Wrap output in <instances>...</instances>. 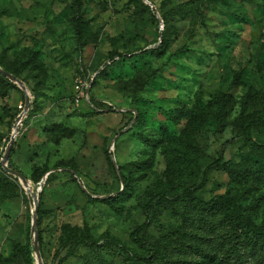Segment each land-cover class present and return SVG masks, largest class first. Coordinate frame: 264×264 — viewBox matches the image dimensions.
Listing matches in <instances>:
<instances>
[{"label":"rangeland","instance_id":"1","mask_svg":"<svg viewBox=\"0 0 264 264\" xmlns=\"http://www.w3.org/2000/svg\"><path fill=\"white\" fill-rule=\"evenodd\" d=\"M129 1L82 0L91 43L81 50L72 23L73 0H0V68L18 72L19 78L13 76L26 87L24 91L7 77L8 82L0 83V170L10 180L0 189V264H38L34 194L41 195L37 231L44 264L52 263L65 226L94 244L77 246L65 264H162L158 257L148 258L147 250L132 238L146 222L143 203L154 177H132L133 197L123 203L122 215L99 201L123 189L120 168L146 148L139 137H159L163 125L178 136L186 120L175 124L170 113L182 107L204 108L220 93L231 96L235 106L228 125L220 130L215 118L198 138L202 173L235 138L237 118L262 110L257 100L243 110L241 101L249 90L264 95V0H143L155 7L151 10L156 17L137 6V0ZM189 2L193 5L180 14L179 7ZM160 11L172 26L169 52L161 58L146 56L162 42L165 25ZM31 49L45 67L40 76L28 73L19 62L20 55ZM118 53L129 60L110 64ZM163 65L167 68L143 92L140 76ZM92 99L103 106L94 108ZM17 126L14 155L5 163ZM60 127L73 134L56 143ZM253 138L264 143L259 129ZM248 156L264 160V155L246 147L243 138L225 148L228 161L239 163ZM157 158V170L164 173L166 164L159 152ZM5 166L25 175L26 183ZM71 168L77 173L72 175L67 170ZM44 169L51 176L41 187L42 181L36 183L33 175ZM201 180V174L185 179L193 185ZM225 193L249 207L264 198V187L246 198L227 174L212 172L197 196L209 201ZM183 206L172 201L144 234L148 241L163 244L171 264L179 255V244H171L167 236L176 241L179 233L174 232L184 222ZM255 221L264 224V199ZM28 247L32 263L25 255Z\"/></svg>","mask_w":264,"mask_h":264},{"label":"trees","instance_id":"2","mask_svg":"<svg viewBox=\"0 0 264 264\" xmlns=\"http://www.w3.org/2000/svg\"><path fill=\"white\" fill-rule=\"evenodd\" d=\"M134 0H130L132 4ZM128 3V4H129ZM193 2L185 3L179 8L180 14L186 12V8L192 6ZM137 6L143 11H149L153 17L156 15L149 5L143 0H137ZM82 0H73V18L72 23L75 30V38L79 48L82 50L91 43L86 31V20L82 14ZM161 18L164 21L165 30L162 33V42L153 49L146 51V56H155L161 58L169 52V34L172 29L168 18L160 11ZM129 57L123 54H114L110 59V64H117L118 61H128ZM23 69L30 74L45 73V67L38 61L35 49L24 52L19 58ZM109 65H106V67ZM161 69L148 71L141 75L142 91L145 92L149 84L154 81L161 73ZM6 72L20 77V74L11 68H3ZM239 79V75L237 76ZM8 79L0 75V83H6ZM242 85L238 83L235 86ZM255 100L263 105L261 111H254L249 115L242 114L237 118L235 138H243L245 145L253 152L264 155V143L254 140L253 133L256 129L264 133V95L249 90L241 101L243 110L250 109ZM91 104L103 106L101 103L92 99ZM235 106V101L231 96L220 93L212 98L204 108L182 107L170 113L169 119L175 124L181 120H186L185 128L178 136L171 135L168 127L163 125L161 135L153 137L148 135L146 138L139 137L141 143L146 147L135 161L128 163L120 168L119 181L123 185L122 190L117 191V195L108 193L101 200V203L107 205L118 215L123 214V203L133 197L134 189L132 186V177L137 175L140 180H145L153 176V182L146 192L143 203L146 222L139 226L133 233V241L141 248L147 250L148 258L160 259L162 264H171V258L168 250L163 249L162 243L150 242L144 238V234L159 222L163 212L169 207L171 202L183 204L185 212L183 213V225L174 232L179 233L176 241L167 236L171 244L178 242V254L175 264H264V224L258 225L255 216L262 206L264 198L256 199L248 205L242 207L240 199L231 196L229 193L217 195L209 201H204L197 196V192L206 186L209 176L212 172H223L227 174L233 187L242 188L243 193L252 195L253 191L264 187V160L255 159L248 156V159L239 163L228 161L225 158L226 146L232 144L235 140L227 141L216 159H214L201 173L198 170V156H200L199 136L209 131L213 119L219 122L220 130L228 125L230 112ZM111 109V108H110ZM56 143H60L63 138H70L73 134L67 128L60 127ZM160 153L166 164L164 173L157 170L159 160L157 153ZM14 151L11 152V158ZM110 158V156H108ZM111 160V159H109ZM69 172L77 173L74 169H67ZM50 170L36 171L33 175L36 183L41 182ZM75 171V172H74ZM126 171V172H125ZM201 174L202 180L199 185L188 184L185 179L190 175ZM48 176L47 183H49ZM10 184L9 178L0 170V189ZM41 198V195L39 196ZM115 244L119 245L118 242ZM79 245H94L89 239L79 235L75 230L65 226L63 235L56 254L51 264H65L66 260L74 253V249ZM40 250L42 253V240L40 239ZM25 255L32 263V249L26 248ZM46 264V263H45Z\"/></svg>","mask_w":264,"mask_h":264},{"label":"water","instance_id":"3","mask_svg":"<svg viewBox=\"0 0 264 264\" xmlns=\"http://www.w3.org/2000/svg\"><path fill=\"white\" fill-rule=\"evenodd\" d=\"M151 7L153 9H155V7L151 4ZM159 19H160V16H158ZM161 36H162V33H161ZM0 73L15 81L16 83H18L21 88L26 91V87L25 85L19 81L18 79H16L13 75H11L10 73L4 71L3 69L0 68ZM29 104H30V98H29V94L26 93V109L28 110L29 108ZM22 117V116H21ZM17 129H18V126L15 128V134L14 136L12 137L11 139V142H10V146L6 152V155L4 157V162L7 163L9 158H10V155H11V152H12V149H13V146H14V143L16 141V133H17ZM5 170L9 173H13L14 175H16L17 177H19L24 183H26V177L25 175L19 173V172H16V171H13V170H10L8 169L7 166H5ZM49 176V174H47V176L42 180L40 186L42 187L43 184H45L46 180H47V177ZM42 189V188H41ZM34 198V202H35V215L33 217V222H32V227H33V232H34V248H35V254H36V258H37V262L38 264H44L43 263V260H42V257H41V254H40V246H39V235H38V231H37V212H38V203H39V195L38 194H34L33 196Z\"/></svg>","mask_w":264,"mask_h":264}]
</instances>
